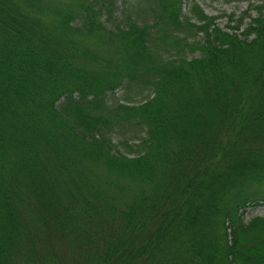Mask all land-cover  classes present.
<instances>
[{"label":"trees","instance_id":"1","mask_svg":"<svg viewBox=\"0 0 264 264\" xmlns=\"http://www.w3.org/2000/svg\"><path fill=\"white\" fill-rule=\"evenodd\" d=\"M147 1L0 0V264H264V0L225 29Z\"/></svg>","mask_w":264,"mask_h":264},{"label":"rangeland","instance_id":"2","mask_svg":"<svg viewBox=\"0 0 264 264\" xmlns=\"http://www.w3.org/2000/svg\"><path fill=\"white\" fill-rule=\"evenodd\" d=\"M107 0H99L98 4L106 3ZM181 8L186 14H191L190 7L193 3L197 4L202 12L208 16L215 17L214 22L221 28L226 27L227 25V15L233 14L234 16H242L243 23L248 21L249 16L255 14L254 8L249 6L248 1L245 0H182ZM149 6V1L147 0H112L111 15L107 16L104 13L100 20L107 28H112L115 25H121L126 22L127 17L130 19H136L138 21H150L151 20V11ZM192 15V14H191ZM231 25V23H229ZM244 25V24H243ZM189 36V37H188ZM200 36L187 34V41L197 40ZM163 53L166 55L163 51ZM197 51H185V56L187 58L197 56ZM148 91L135 92L134 88H117L113 94H107L106 98L108 101H113L114 99H124L126 98L129 103L136 104L139 101H142ZM138 126H121L119 128H114L110 132V137L112 142L117 146L116 148L127 156H132L136 154L135 149L132 152H128L127 149L122 145V140L128 138L130 144H136L143 133L137 128ZM135 148V146H132ZM254 216H264V202H260L255 206H247L244 208L242 213L243 221H247Z\"/></svg>","mask_w":264,"mask_h":264}]
</instances>
